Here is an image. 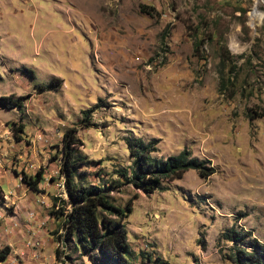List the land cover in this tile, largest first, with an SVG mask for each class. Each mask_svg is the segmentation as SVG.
<instances>
[{"label": "rangeland", "instance_id": "374dc122", "mask_svg": "<svg viewBox=\"0 0 264 264\" xmlns=\"http://www.w3.org/2000/svg\"><path fill=\"white\" fill-rule=\"evenodd\" d=\"M12 94L24 105L0 104V264H118L85 252L59 214L73 127L76 182L121 206L138 193L134 264H236L230 228L264 243V0H0V96ZM135 137L157 140V158L187 147L215 172L147 194L121 175ZM40 170L33 189L23 176Z\"/></svg>", "mask_w": 264, "mask_h": 264}, {"label": "trees", "instance_id": "16d2710c", "mask_svg": "<svg viewBox=\"0 0 264 264\" xmlns=\"http://www.w3.org/2000/svg\"><path fill=\"white\" fill-rule=\"evenodd\" d=\"M61 82L62 78L57 77L42 88L60 87ZM0 104L7 108L22 107L24 97L14 94L0 96ZM82 123L85 127H89L91 120H88L85 115ZM77 133L78 129L73 127L63 134V161L60 171L65 177L68 198L60 199L63 204L59 214L65 215L68 234L77 235L80 247L85 252L91 253L97 250L105 259L118 264H134L125 220L133 210V201L138 197V193L130 198L125 206H121L114 203L108 191L98 185L76 182L78 168L86 162L85 155L80 151ZM157 143V140L148 142L142 137L129 140L127 144L131 155L135 157L136 168L131 170V174L127 170L121 173L134 187L142 188L147 194L160 189L162 181L180 179L192 169L202 177L215 172V168L209 164L208 159L193 155L187 147L166 158H157L152 155L157 148ZM23 179L31 188L37 189L44 179V173L40 170L35 176L25 174ZM56 201L55 199V204ZM69 205H71L70 208H68ZM223 237L233 242L232 253L228 257L232 262L264 264V243L253 237L250 231L230 228L224 232ZM10 252L11 248L8 245L0 250V261L7 259ZM156 258L160 259V256ZM163 264L169 263L163 261Z\"/></svg>", "mask_w": 264, "mask_h": 264}]
</instances>
